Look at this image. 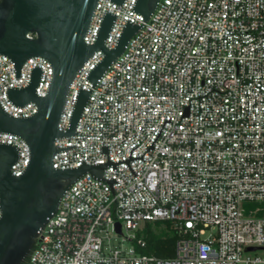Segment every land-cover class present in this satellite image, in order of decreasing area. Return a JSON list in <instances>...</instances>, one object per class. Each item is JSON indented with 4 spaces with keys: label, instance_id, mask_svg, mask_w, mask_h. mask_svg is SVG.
Here are the masks:
<instances>
[{
    "label": "built area",
    "instance_id": "1",
    "mask_svg": "<svg viewBox=\"0 0 264 264\" xmlns=\"http://www.w3.org/2000/svg\"><path fill=\"white\" fill-rule=\"evenodd\" d=\"M134 2L97 0L84 42H94L107 11L116 17L104 45L113 48L126 20L144 22ZM102 57L94 51L70 83L60 131L78 89L91 92L75 135L54 140L56 148L75 147L53 154L52 166L106 162L101 145L110 161L129 158L137 145L131 158L144 153V161H129L136 175L125 162L104 168L102 177L117 180L114 193L88 172L75 180L22 264H264V0H158L92 87L85 76ZM34 66L43 96L52 75L46 59H26L15 77L0 54V106L12 116L37 110L5 93L25 86ZM0 143L18 150L10 170L19 175L27 144L2 132ZM154 220H169L179 233L171 257L138 250L145 222Z\"/></svg>",
    "mask_w": 264,
    "mask_h": 264
},
{
    "label": "water",
    "instance_id": "2",
    "mask_svg": "<svg viewBox=\"0 0 264 264\" xmlns=\"http://www.w3.org/2000/svg\"><path fill=\"white\" fill-rule=\"evenodd\" d=\"M122 4L123 0H109ZM97 0H0V54L6 55L14 64L15 77H20V68L30 57L46 59L52 68L47 92L35 93L41 69L30 70L28 83L21 88L7 87L8 99L16 106L33 101L37 110L29 116L17 117L5 112L0 106V132L19 136L27 144L29 159L19 175L11 173V166L19 158L15 146L0 143V264H22L32 249L38 233L58 209L63 193L84 173L95 179L107 181L114 193V178L102 177L106 166L116 169L118 162H125L134 175L129 161L141 156L120 161L108 159V145H101L106 153L103 163L81 164L71 168H54L52 156L56 152L75 147L67 145L56 148L54 140L75 135L80 113L91 92L79 88L65 131L57 127L70 83L82 64L100 50L103 57L87 73L85 78L92 87L110 63L123 51L128 40L149 18L158 0H135L132 10L142 15L144 22L136 25L126 20L113 48H106L104 40L116 17L105 11L93 43L88 44L83 36L90 23ZM189 115V104L184 106L182 116ZM165 121L162 123V126ZM171 122V121H170ZM161 126V128H162ZM161 128L159 129L157 138ZM147 149L153 148V142ZM146 149V150H147ZM143 160V159H142ZM144 161V160H143ZM120 232V225L116 223ZM255 248H248L253 250Z\"/></svg>",
    "mask_w": 264,
    "mask_h": 264
},
{
    "label": "trees",
    "instance_id": "3",
    "mask_svg": "<svg viewBox=\"0 0 264 264\" xmlns=\"http://www.w3.org/2000/svg\"><path fill=\"white\" fill-rule=\"evenodd\" d=\"M142 236L145 241V246L138 248L141 253L155 255L161 258H168L175 254V244L179 233L169 220L145 222Z\"/></svg>",
    "mask_w": 264,
    "mask_h": 264
},
{
    "label": "rangeland",
    "instance_id": "4",
    "mask_svg": "<svg viewBox=\"0 0 264 264\" xmlns=\"http://www.w3.org/2000/svg\"><path fill=\"white\" fill-rule=\"evenodd\" d=\"M126 243H128V244H129V242H126ZM259 253H262V252H259Z\"/></svg>",
    "mask_w": 264,
    "mask_h": 264
}]
</instances>
